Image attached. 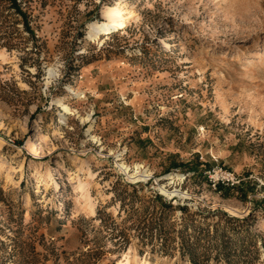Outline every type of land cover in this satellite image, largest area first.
I'll list each match as a JSON object with an SVG mask.
<instances>
[{
  "label": "rangeland",
  "instance_id": "1",
  "mask_svg": "<svg viewBox=\"0 0 264 264\" xmlns=\"http://www.w3.org/2000/svg\"><path fill=\"white\" fill-rule=\"evenodd\" d=\"M0 139V264H264V0H0Z\"/></svg>",
  "mask_w": 264,
  "mask_h": 264
},
{
  "label": "bare ground",
  "instance_id": "2",
  "mask_svg": "<svg viewBox=\"0 0 264 264\" xmlns=\"http://www.w3.org/2000/svg\"><path fill=\"white\" fill-rule=\"evenodd\" d=\"M134 12L132 10H127L124 7H109V8H105L102 11V18L104 19L102 22H98V21H91L88 23V37L93 36L94 34L96 35L99 32H103L107 29L110 28H122L126 25V22L128 20V18L131 17V15ZM49 76L52 74V70L49 69L48 70ZM55 103L57 104L58 107H61V109L63 110L64 113H68L69 109L66 105H64V103L61 101V99H58L55 101ZM88 119V118H86ZM91 128V126L89 127V129ZM39 140V136L37 134H35V138L33 141H37ZM3 141L0 139V146L2 145ZM27 146L29 147V149H32L30 142L27 143ZM121 167L126 170L127 167L124 164H121ZM138 169H140V166H136V172L134 173V175H132V179L133 180H137V179H146L147 177H149V175L145 174V172L139 173L138 174ZM161 191L163 193L164 189L161 188ZM125 259H127V255L125 253L124 255Z\"/></svg>",
  "mask_w": 264,
  "mask_h": 264
},
{
  "label": "trees",
  "instance_id": "3",
  "mask_svg": "<svg viewBox=\"0 0 264 264\" xmlns=\"http://www.w3.org/2000/svg\"><path fill=\"white\" fill-rule=\"evenodd\" d=\"M20 14H23V13L20 12ZM192 260H193V259H192Z\"/></svg>",
  "mask_w": 264,
  "mask_h": 264
}]
</instances>
